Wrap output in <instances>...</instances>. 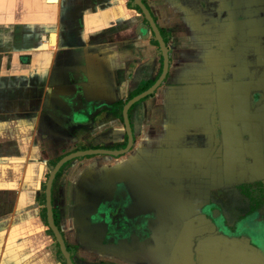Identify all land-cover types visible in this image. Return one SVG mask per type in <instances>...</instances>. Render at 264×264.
Listing matches in <instances>:
<instances>
[{
  "label": "crops",
  "instance_id": "crops-1",
  "mask_svg": "<svg viewBox=\"0 0 264 264\" xmlns=\"http://www.w3.org/2000/svg\"><path fill=\"white\" fill-rule=\"evenodd\" d=\"M141 1L166 71L87 153L162 72L148 20L0 0V264H67V155L73 264H264V0Z\"/></svg>",
  "mask_w": 264,
  "mask_h": 264
},
{
  "label": "water",
  "instance_id": "water-1",
  "mask_svg": "<svg viewBox=\"0 0 264 264\" xmlns=\"http://www.w3.org/2000/svg\"><path fill=\"white\" fill-rule=\"evenodd\" d=\"M134 2L140 7L141 11L143 12V14L145 15L146 19L148 20L154 34L156 37V40L158 41L162 53H163V69L162 72L160 74V76L158 77V79L146 90L142 91L141 93L135 95L134 97H132L130 100L127 101V103L124 106L123 109V116H124V122L126 125V133H127V144L125 146V148L118 150V151H109V150H100V149H94V150H87V153H98V152H114V153H122L124 151H126L131 143H132V132L130 129V126L128 124V118H127V109L130 106V104L132 102H134L135 100L143 97L144 95H147L148 93H150L156 86L157 84L160 82V80L162 79V77L164 76V73L166 71L167 68V55H166V48L164 45V41L162 39V36L160 34V31L156 25V23L154 22L152 15L150 14L148 8L146 7V5L141 1V0H134ZM85 152V151H83ZM73 155H67L65 157H63L55 166L53 172L51 173L47 183H46V209H47V221H48V225L51 228V230L53 231L54 235L56 236V239L58 241L61 253L63 254L66 263L67 264H73L68 251L65 247L63 238L61 233L59 232L58 228L56 227L55 223H54V218H53V213H52V207H51V203H50V188H51V184H52V180H53V176L56 172V170L59 168V166L66 161L67 159H69L70 157H72Z\"/></svg>",
  "mask_w": 264,
  "mask_h": 264
},
{
  "label": "trees",
  "instance_id": "trees-1",
  "mask_svg": "<svg viewBox=\"0 0 264 264\" xmlns=\"http://www.w3.org/2000/svg\"><path fill=\"white\" fill-rule=\"evenodd\" d=\"M137 7H138V6H137ZM138 8H139V7H138ZM149 85H150V84H144V85H141V86L136 90V92L133 93V94H131V95L133 96V95L137 94L138 92H141L142 90L146 89ZM61 256L63 257L62 254H61ZM63 259H64V257H63Z\"/></svg>",
  "mask_w": 264,
  "mask_h": 264
},
{
  "label": "rangeland",
  "instance_id": "rangeland-1",
  "mask_svg": "<svg viewBox=\"0 0 264 264\" xmlns=\"http://www.w3.org/2000/svg\"><path fill=\"white\" fill-rule=\"evenodd\" d=\"M65 259V258H64ZM65 261V260H64Z\"/></svg>",
  "mask_w": 264,
  "mask_h": 264
}]
</instances>
